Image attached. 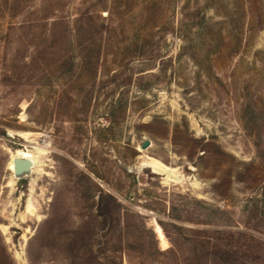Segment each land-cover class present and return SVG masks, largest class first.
Here are the masks:
<instances>
[{
	"label": "rangeland",
	"instance_id": "obj_1",
	"mask_svg": "<svg viewBox=\"0 0 264 264\" xmlns=\"http://www.w3.org/2000/svg\"><path fill=\"white\" fill-rule=\"evenodd\" d=\"M0 264H264V0H0Z\"/></svg>",
	"mask_w": 264,
	"mask_h": 264
},
{
	"label": "trees",
	"instance_id": "obj_2",
	"mask_svg": "<svg viewBox=\"0 0 264 264\" xmlns=\"http://www.w3.org/2000/svg\"><path fill=\"white\" fill-rule=\"evenodd\" d=\"M59 23H61L60 20H55L53 23H51L52 29H53V26L55 28L56 24H59ZM201 25H203V27H206V23L205 24L204 23H201L200 26ZM92 28H93V26H92L91 23H88L86 25H83L82 27H81V25H80V27L79 26L76 27L73 30L74 37H73V40L71 42H74L75 43V46L78 45V47H81L82 49H85L86 50L85 51L86 53H85L84 58L81 59L82 60V63H85L86 65L91 66V69H92V65H93V69H94V67H96V65L98 64V62L100 60L99 57H100V53L102 51V46L99 44V46H98L99 48L96 50V49L93 48V46H92L93 43H91V40H88L89 42H82V39H81V32L86 31L88 33H91L92 32ZM203 29H205V28H203ZM76 34H78V37L76 36ZM206 36H207V34L204 33V36H202V39H201V41H202L201 44L202 45H205V47H206V45H208L207 42H206ZM75 37H76V39H75ZM218 38H219L218 41H221L222 42L223 37H222V34L220 32L218 33ZM221 42H216V43H213L212 42L211 44L212 45H215L217 47L218 46L220 47V45H222ZM202 49L203 48H201L200 50H202ZM207 51H208V54L206 55V57L204 58V60H207L210 57V52L211 51L210 50H207ZM94 54H96V56H94ZM64 62L72 63L70 61V58L67 57V56H65L63 58V60H60V65L65 69L64 70V73H68V72L72 71L71 70L72 68L70 66H67L65 68L66 63H64ZM127 175L128 176H131L132 173L131 172H127Z\"/></svg>",
	"mask_w": 264,
	"mask_h": 264
},
{
	"label": "water",
	"instance_id": "obj_3",
	"mask_svg": "<svg viewBox=\"0 0 264 264\" xmlns=\"http://www.w3.org/2000/svg\"><path fill=\"white\" fill-rule=\"evenodd\" d=\"M8 135L12 136L11 133H8ZM151 143L152 142L150 140L146 139L141 145V149H148L151 146ZM13 164L14 170L12 171V173L15 179H22L33 172L34 161L31 158L17 157L13 160Z\"/></svg>",
	"mask_w": 264,
	"mask_h": 264
},
{
	"label": "bare ground",
	"instance_id": "obj_4",
	"mask_svg": "<svg viewBox=\"0 0 264 264\" xmlns=\"http://www.w3.org/2000/svg\"><path fill=\"white\" fill-rule=\"evenodd\" d=\"M17 157H21V158H30L29 157V155L28 156H16V155H14L12 158H11V161H10V167L12 168V171L14 170V164H13V160L15 159V158H17ZM33 161H34V167H33V172H34V168H35V166H36V162H35V160L33 159V158H31ZM146 164H148V162L146 163ZM150 167H152L153 168V170L155 171V172H157V173H169V168L167 169V168H165V166H162L160 163H158V162H156V163H151L150 165H149ZM173 170V169H172ZM172 173V172H171ZM170 173V174H171ZM169 174V175H170ZM12 175H13V173H12ZM160 230V229H159Z\"/></svg>",
	"mask_w": 264,
	"mask_h": 264
}]
</instances>
